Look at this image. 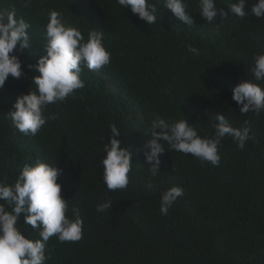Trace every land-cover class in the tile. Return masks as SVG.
Returning a JSON list of instances; mask_svg holds the SVG:
<instances>
[{"label": "trees", "instance_id": "1", "mask_svg": "<svg viewBox=\"0 0 264 264\" xmlns=\"http://www.w3.org/2000/svg\"><path fill=\"white\" fill-rule=\"evenodd\" d=\"M149 2L157 8L152 25L117 0H31L27 7L24 0H0V14L7 18L14 11L31 25L33 43L10 53L22 61L24 75H9L0 88V183L13 185L37 159L63 169L57 182L69 208L80 210L83 238L64 243L50 238L46 264H264V111L243 114L232 99L235 86L254 80L250 68L264 54V17L252 15L256 0H247L245 18L230 17L216 27L202 18L199 0H185L194 21L188 26L164 0ZM215 2L227 12L236 0ZM51 11L85 39L91 30L103 31L111 60L99 70L82 65L85 87L49 105L46 115L56 119L26 136L7 113L35 88L32 77L39 73L29 65L46 55ZM214 23H220L219 15ZM217 113L233 127L250 129L244 149L226 136L214 166L167 150L165 143L161 172L150 176L143 150L155 116L189 120L201 137H212ZM112 124L133 163L127 188L116 191L107 189L101 165ZM173 186L182 187L183 195L163 215L161 193ZM109 198L112 210L98 212L97 204ZM17 226L26 238L40 239L23 215Z\"/></svg>", "mask_w": 264, "mask_h": 264}, {"label": "clouds", "instance_id": "2", "mask_svg": "<svg viewBox=\"0 0 264 264\" xmlns=\"http://www.w3.org/2000/svg\"><path fill=\"white\" fill-rule=\"evenodd\" d=\"M31 0H24L25 7ZM247 0H236L228 5L229 11L217 7L215 0H199V12L208 23L219 27L230 17L243 19ZM117 3L131 9L133 14L152 25L157 22V8L149 0H117ZM165 6L174 16L188 26L193 25L192 15L187 11L185 0H164ZM251 14L257 19L264 17V0H256ZM219 15L220 23L214 21ZM31 25L23 18H16L14 11L7 18L0 14V88L11 75L21 78L24 75L22 61L13 53L19 47L23 52L33 43L28 29ZM47 43L43 50L46 55L39 58L34 68L39 75L32 77L35 85L28 94L19 96L13 110L7 115L12 125L24 135L35 136L49 120L56 119L54 114L46 111L48 106L63 102L76 90L85 87L81 78L82 65L90 71L99 70L108 65L111 53L104 46V32L91 30L85 39L81 30L63 22L61 14L51 11L46 24ZM196 53L197 49L189 48ZM251 67L253 79H244L233 88L232 99L240 105V112L257 115L264 111V54H257ZM255 81V82H254ZM212 137H201L189 120H166L159 115L151 120V139L145 144L143 154L151 177L161 172L160 156L166 150L191 154L202 162L216 166L221 160L219 145L226 136L233 138L238 148L244 149L250 136L248 127H233L225 116L217 113ZM120 129L110 125V139L104 145L103 181L109 191L126 189L129 184V173L132 169V152L118 137ZM125 145V144H124ZM63 169L57 164L50 165L37 159L34 165H25L13 185L0 183V264H46L47 242L56 236L61 243L78 242L83 238L84 221L77 207L69 208L70 201L61 195L62 185L58 176ZM153 185L148 184L151 188ZM183 195V189L173 186L161 193L160 212L167 215L173 203ZM11 209L10 211L8 209ZM112 200L106 199L97 204V211L112 210ZM69 211L71 216L68 215ZM23 215L24 223L38 230L40 239L26 238L18 225Z\"/></svg>", "mask_w": 264, "mask_h": 264}]
</instances>
